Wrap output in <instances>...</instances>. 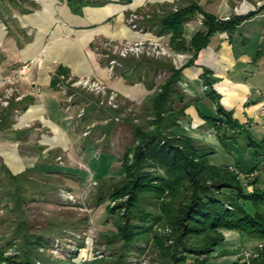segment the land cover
Wrapping results in <instances>:
<instances>
[{
    "label": "trees",
    "instance_id": "16d2710c",
    "mask_svg": "<svg viewBox=\"0 0 264 264\" xmlns=\"http://www.w3.org/2000/svg\"><path fill=\"white\" fill-rule=\"evenodd\" d=\"M68 2L74 12H81L84 6L92 4L91 0ZM262 10L264 4L250 13L224 20L194 1L166 10L160 25L164 33H172L170 46L174 51L193 54L186 65L191 66L213 35L235 32ZM199 13L205 16L206 30L195 33L188 43L184 36L185 25ZM152 19L146 16L144 23L139 20L135 23L144 28ZM119 59L122 66L117 68L121 75L132 83L143 82L149 89L155 88L160 72L169 71L171 75L140 106L142 110L148 109L150 115L141 113L142 122H131L134 141L125 150L118 174L98 181L97 204L107 199L111 201L107 213L112 216L117 230L104 234V237L115 254L84 264H143V259L135 263L130 256L142 257L147 253L152 255V264H189L190 255L195 256L192 264H246L240 259L218 263L214 260L244 249L242 245L237 250L223 249L213 255L225 241L223 230L238 231L243 237L261 240L262 245L256 247L258 255L252 264H264V188L257 186L256 180L246 184L235 169L211 163L209 153L197 144L198 140L180 131V119L188 107L187 103L176 106V100L184 98L178 89L182 68H177L170 58L144 55ZM202 72L204 84L210 87L207 95L217 103L218 110V115L208 117L207 121L216 128L221 139L225 142L234 137L246 147H263L264 143L254 138L234 118L233 112L222 106L220 95L213 88L218 80L213 72L208 68ZM68 77L69 69L59 66L52 78V87L58 88V84L64 82L71 92L80 94L71 87ZM13 107L11 104L10 109ZM94 107L89 105L87 109L90 112ZM108 109L118 114L123 108ZM9 115L10 112L1 124L9 122ZM41 154L44 158V153ZM38 165L18 174L6 164L0 166V172H5L7 179V182L0 180V186L7 189L4 191L6 197L1 198L13 201L14 211L19 213L14 218L17 226L9 245L16 248L19 245L18 252L7 254L6 249L0 247V264H38L39 261L41 264H55L40 252V248L46 246L44 236L27 230L28 222L23 212L27 201L25 190L28 186L36 187L32 185L36 183L32 174L46 173L40 171ZM248 185H253L252 191L248 190ZM29 197L34 199L35 196Z\"/></svg>",
    "mask_w": 264,
    "mask_h": 264
},
{
    "label": "crops",
    "instance_id": "0c3cea01",
    "mask_svg": "<svg viewBox=\"0 0 264 264\" xmlns=\"http://www.w3.org/2000/svg\"><path fill=\"white\" fill-rule=\"evenodd\" d=\"M91 1L81 12H74L68 0H0V101L8 100L13 89L19 90L11 102L13 108L6 109L0 102L1 109L10 112L9 122L0 123V160L11 171L34 167L42 147L62 145L69 149L71 146L74 129L66 125L65 113L63 119L53 116L58 109L53 102L60 96L51 81L59 66L69 69L67 80H96L121 98L142 103L160 83L156 79L155 88L149 89L143 82L126 80L120 69H112L105 58L114 53L104 52L108 48L101 50L102 46L149 41L171 48L172 33L163 32L160 19L166 10L194 1L220 18L250 13L264 3V0ZM131 14L141 23L146 16L153 19L146 27L135 28L129 22ZM202 17L205 16L199 13L186 23L184 36L188 43L195 33L206 30ZM173 54L172 61L183 72L178 83V89L184 94L182 103L188 104L185 116L180 119V131L196 138L213 164L235 169L245 181L256 180V185L264 188V146L250 148L248 156L239 159L241 162L236 157V163L219 156L217 159L214 154L218 133L207 118L218 115L217 103L207 95L210 87L202 79L204 68L210 69L218 79L213 88L220 95L222 106L233 112L234 118L254 138L264 143V13L245 21L233 33L213 35L194 65L186 66L193 58L191 52L173 50ZM25 64H29L28 70L19 72ZM15 110L18 118L14 117ZM10 130L23 132V139L11 143L20 149L15 161L9 159L11 152L7 148ZM26 133L29 135L25 136ZM252 173L255 176L251 178ZM248 190L252 191L253 185ZM223 231L226 238L222 245L229 240L244 247L251 244L238 231Z\"/></svg>",
    "mask_w": 264,
    "mask_h": 264
},
{
    "label": "rangeland",
    "instance_id": "374dc122",
    "mask_svg": "<svg viewBox=\"0 0 264 264\" xmlns=\"http://www.w3.org/2000/svg\"><path fill=\"white\" fill-rule=\"evenodd\" d=\"M237 1L242 2L243 0ZM252 1L256 2L257 0ZM259 13H264V10ZM128 18L130 23L132 18L133 20L137 19L133 14L129 15ZM144 44L148 49L155 46L168 48L167 45H163L161 42L154 45V43L144 41ZM115 45L117 44L111 43L101 47V50L102 48H108L104 49V52H110L111 50L114 53L105 56L106 60L109 61V65L114 58L121 63L119 57L122 56L119 51L124 45L121 44L118 49H114ZM150 51L151 54L144 52L140 55L129 54L127 57L141 58L145 55L173 59L175 56L173 50H171V55H158L156 53L155 55L151 49ZM117 67V64H115L114 69ZM169 75H171L169 71L160 72L158 78H156L160 84L156 88H159ZM83 80L86 79L67 80L73 89H77L76 93H80L77 95L69 90L66 83H59V88H55L59 91L60 97L53 102L55 107H58L53 116L57 115L58 118L63 119L65 113L66 125L68 124L74 129V131H71L73 134L71 137L72 143L70 147L68 146L69 149L62 145L42 147L44 149L41 153H44V158L40 156L36 163H39L38 169L46 171V173H33L32 177L36 180V183L32 185L36 187L28 186L24 192L27 194V201L23 206V212L28 222L27 230L44 236L46 246H42L40 252L55 264H71V262L84 264L102 256L115 254L112 246L107 244L106 237H104V234L117 230L112 216L107 213V205L111 201L107 199L104 203L97 204L98 181L102 177L118 174L125 150L134 141L131 122H142L141 113L145 116L150 115L148 109L144 108L142 110L140 107L146 99L142 103L131 100L129 102V99L126 101L108 87H106V94H102V92L91 90L84 83H80ZM18 93V89L12 90V95L8 98L10 104L6 106V109L11 107V102ZM113 93H116L117 96L114 101H111L110 96ZM181 103L182 100H176L177 107H181L183 105ZM89 105L95 106L90 112L87 109ZM108 108L123 109L117 114L109 111ZM8 112L5 109L0 110V123H4ZM17 113L15 110L14 117L16 118H18ZM22 133L19 130L7 131V137L10 140V145L7 148L11 152L9 153L11 161L17 159V151H20L19 147H15L11 143L23 139ZM24 135L27 136L29 133ZM37 136L39 137L38 134ZM220 136L218 134L219 142H216V145L213 146V149H216L214 154H217V159L219 156V158L230 159V161L236 163L241 162L239 159H245L248 156L247 150L252 147L244 146L245 144L234 137L228 138L224 142ZM34 139L36 137H33ZM236 157H238V161ZM2 159L5 161L4 158ZM12 172H15V174L20 173L16 170H12ZM4 176H6L5 172H0V180L4 179L7 182ZM249 177L252 178L253 176L250 175ZM243 181L246 184L248 183L244 179ZM5 190H7L5 187L0 186V247H4L7 254H15L18 252L19 245L17 248L9 245L17 226L14 218L19 213L14 211L13 201L1 198L2 196L6 197ZM31 195L35 196L34 199L29 197ZM245 238L247 243L251 240V244L244 247L242 251L235 255L216 257L214 260L218 263L240 259L241 262L252 264L253 258L258 255L257 249L254 247L259 248L262 241L255 238L252 240L248 236H245ZM228 242L224 243L225 245H219L213 255L218 254L223 249L237 250L242 246L241 244H234V241ZM134 254L139 253L135 252ZM151 258V253L142 255V257L130 256L131 261L135 263L143 259V264H152ZM194 260L195 256L190 255L189 264H192ZM41 262L39 261L38 264H41ZM100 264L105 263L101 262Z\"/></svg>",
    "mask_w": 264,
    "mask_h": 264
},
{
    "label": "built area",
    "instance_id": "2783aa9c",
    "mask_svg": "<svg viewBox=\"0 0 264 264\" xmlns=\"http://www.w3.org/2000/svg\"><path fill=\"white\" fill-rule=\"evenodd\" d=\"M134 16L137 17L136 15H134ZM222 18L224 20H228V19H230V16H225V17L222 16ZM201 19H202V22H204V18L202 17ZM131 21H132L131 22L132 26H134L135 28H138V25L135 23L136 20L135 19L133 20V18H132ZM151 43H153V42H151ZM107 45H109V44H107ZM123 45L124 46L119 51L120 52L119 54L122 57H126L129 54L140 55L141 53H144V52L151 54L150 49L153 51V54H155V53L158 55H161V54L171 55L172 54V52H171L172 49L170 50L169 47L166 49L165 47L164 48H158V46H155L154 48L150 47L148 49L145 47L144 42H141V43L140 42H127ZM154 45H158V43H156V44L154 43ZM120 46L121 45L117 44L114 46V49H118ZM111 61H112L110 63V65L112 66L111 68H114L115 64H117V66L122 65L116 58L112 59ZM28 68H29V64H25L20 68L19 72L24 73L28 70ZM80 83H84L85 86L91 88V90L102 92V94H106V92H107L106 86L103 85L102 83L96 81V80L86 79V80L80 81ZM116 96H117L116 93L111 94V96H110L111 101H114L116 99ZM0 102H1V105H4L5 107L9 104V101L7 99L0 101ZM262 110H263L262 114L264 116V107L262 108ZM251 176H255V173H252Z\"/></svg>",
    "mask_w": 264,
    "mask_h": 264
},
{
    "label": "bare ground",
    "instance_id": "6f19581e",
    "mask_svg": "<svg viewBox=\"0 0 264 264\" xmlns=\"http://www.w3.org/2000/svg\"><path fill=\"white\" fill-rule=\"evenodd\" d=\"M232 231V230H231ZM225 232V231H224ZM232 232H234V231H232ZM235 236V235H234ZM240 237V236H239ZM231 238V237H230ZM229 241H231V240H229ZM237 241V240H236ZM228 242V241H227ZM235 242V241H234ZM229 243V242H228Z\"/></svg>",
    "mask_w": 264,
    "mask_h": 264
}]
</instances>
